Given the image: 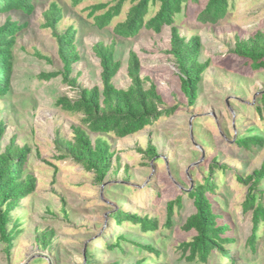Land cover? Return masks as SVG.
<instances>
[{"label": "rangeland", "instance_id": "1", "mask_svg": "<svg viewBox=\"0 0 264 264\" xmlns=\"http://www.w3.org/2000/svg\"><path fill=\"white\" fill-rule=\"evenodd\" d=\"M32 1L35 9L30 15L21 11L0 14V25L8 17L25 25L12 48L10 91L0 97V121L6 127L0 147L4 150L13 136L17 145L29 146L25 169L36 179L33 192L11 211L18 226L9 224V229L15 227L10 253L0 239V264H86L88 252L94 264H135L145 256L156 264L154 254L129 242H123L122 250H109L107 243L114 234H125L131 242L152 243L161 251L157 259L161 264H230L216 251L207 263L189 262L179 246L197 234L183 230L186 219L196 212L193 199L184 192L204 183L208 175L216 184L207 195L221 215L218 221L230 226L225 235L236 240L226 245L236 256L235 264H264V222L253 248L248 243L252 214L244 212L248 187L237 178L252 174L264 160V146L242 152L264 136V111L253 108L264 93V69L255 70L232 53L237 41L264 33V0H229L228 12L217 24L199 20L208 0H190L176 15L180 34L187 40L200 36V61H210L198 82L193 106L181 90L175 59L165 53L171 46L169 27L159 34L144 30L135 38L122 39L114 36L113 29L126 18L131 3L100 30L89 16L90 6L113 0H84L78 5L72 0ZM52 1L62 9L55 30L44 26ZM157 10L158 5L152 14ZM71 26L76 28L80 55L71 78L77 77L79 86H101L100 62L92 46L115 41V56L121 62L115 86L126 89L130 85L127 62L129 52L135 51L145 88L155 83L165 108L179 105L173 114L161 116L135 134L124 138L103 134L115 152L103 183L71 158L60 159L56 148V137L71 139L72 125L81 117L63 111L56 101L61 96L74 99L78 87L63 82L62 75L50 79L42 75L63 70L56 33L63 35ZM91 137L94 140L97 134ZM150 140L158 152L153 160L141 152ZM260 187L264 189V182ZM181 195L182 206L174 207L172 226L166 227L167 203ZM119 208L157 219L158 230L146 233L130 222L117 228L112 214ZM48 230L54 235L43 249L38 237Z\"/></svg>", "mask_w": 264, "mask_h": 264}, {"label": "trees", "instance_id": "2", "mask_svg": "<svg viewBox=\"0 0 264 264\" xmlns=\"http://www.w3.org/2000/svg\"><path fill=\"white\" fill-rule=\"evenodd\" d=\"M84 0H72L73 5H78ZM190 0H113L111 3L102 2L90 6L89 16L94 18L95 26L102 30L109 26L113 19L119 16L126 3H131L126 18L117 23L113 29L115 37L122 39L135 38L141 31L161 33L166 27L170 28V48L165 51L173 56L175 65L179 70L181 90L188 98L190 106L195 105L198 98V82L202 74L208 69L210 61H200L201 40L200 36L193 35L189 40L180 34L179 27L175 24L176 15L182 12L183 6ZM197 1V0H195ZM158 10L152 14L155 6ZM229 0H208L205 8L199 15V20L204 23L217 24L228 12ZM35 4L32 0H0V14H9L13 11H21L27 15L33 13ZM103 11L100 14L97 12ZM47 22L44 26L56 29V25L62 18V9L56 2H51L50 9L45 13ZM10 17L0 25V97H4L10 91V78L13 69L12 48L15 44L16 34L24 28ZM76 28L71 26L60 35L56 33L59 42V52L64 62L63 70L44 73L47 79L62 75L63 82L78 87V95L72 99L61 96L56 105L63 111L79 114L80 122L72 125L73 137L66 139L56 137L55 143L60 159L71 158L74 162L84 167L86 171L94 174L95 180L103 183L112 167V158L115 154L111 150V144L103 134H114L117 138H124L135 134L147 125L153 124L163 115L173 114L179 105L165 108L164 100L157 91V86L152 83L145 88V80L141 76V62L135 51H130L127 62V74L131 80L126 89L117 88L114 78L121 68V62L116 59V43L106 44L99 41L92 46L95 56L99 59L101 67V86L82 87L78 85L77 77L71 78L73 65L80 60V55L75 45ZM233 54L246 59V64L255 70L264 69V33L257 32L253 37L236 42ZM41 58H46L40 53ZM264 93L254 104V110L264 111ZM250 129V128H248ZM247 129V130H248ZM6 130L4 121H0V142ZM91 134H97L93 140ZM241 134V132H238ZM247 141L251 138H246ZM250 149L242 151L250 152L253 147L264 146V136L256 139ZM240 149V148H239ZM249 150V151H248ZM31 149L16 144L13 136L4 150L0 147V239L6 244V252L10 253L14 241V228L18 226V219H13L11 211L18 206L19 200L33 192L36 179L33 174L26 172V164L29 160ZM152 160L158 156L157 147L150 140L148 147L143 151ZM216 159V158H215ZM214 159V161H215ZM226 167V166H225ZM224 168V167H222ZM238 180L246 185L247 194L244 203V212L252 214V234L248 239L249 245L255 248L259 238V229L264 222V160L260 168L252 174L244 177L238 175ZM207 179V181H206ZM205 182L196 184L185 195L192 198L196 212L190 215L183 225L186 232L196 231L197 234L191 241H184L179 246L183 250L184 258L189 262L207 263L214 252L221 257L228 258L230 264H235V255L227 248V243L235 242L234 238L226 236L230 226L220 223V214L215 211L213 202L207 193L215 189L211 176H206ZM214 183V184H213ZM183 195L167 203L166 227L172 226L173 211L175 206H182ZM115 226L120 228L130 222L138 225L143 232H155L158 230V221L147 215L127 213L119 208L112 214ZM15 225L9 229V224ZM53 231L48 230L38 237V242L43 249L50 246ZM111 239V240H110ZM110 240V241H109ZM107 248L112 252L122 250L123 242L137 245L141 250L154 254L156 264L161 251L152 243H136L128 240L125 234H119L109 238ZM87 263L94 264L92 252L87 254ZM153 264L148 256L135 264ZM106 264H119L118 261H110Z\"/></svg>", "mask_w": 264, "mask_h": 264}]
</instances>
